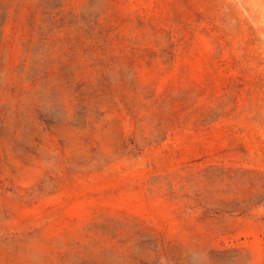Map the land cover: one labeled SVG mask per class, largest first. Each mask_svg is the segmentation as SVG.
Wrapping results in <instances>:
<instances>
[{
  "label": "rangeland",
  "instance_id": "1",
  "mask_svg": "<svg viewBox=\"0 0 264 264\" xmlns=\"http://www.w3.org/2000/svg\"><path fill=\"white\" fill-rule=\"evenodd\" d=\"M0 264H264V0H0Z\"/></svg>",
  "mask_w": 264,
  "mask_h": 264
}]
</instances>
